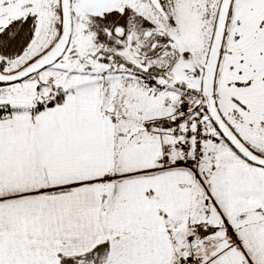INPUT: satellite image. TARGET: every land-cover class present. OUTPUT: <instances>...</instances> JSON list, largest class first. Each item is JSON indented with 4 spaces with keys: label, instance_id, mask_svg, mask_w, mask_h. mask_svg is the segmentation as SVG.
Here are the masks:
<instances>
[{
    "label": "snow or ice",
    "instance_id": "snow-or-ice-1",
    "mask_svg": "<svg viewBox=\"0 0 264 264\" xmlns=\"http://www.w3.org/2000/svg\"><path fill=\"white\" fill-rule=\"evenodd\" d=\"M0 264H264V0H0Z\"/></svg>",
    "mask_w": 264,
    "mask_h": 264
}]
</instances>
